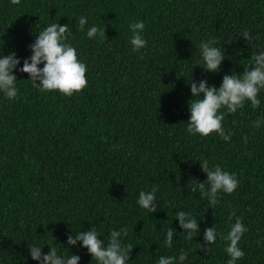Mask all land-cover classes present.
Here are the masks:
<instances>
[{
  "label": "trees",
  "instance_id": "trees-1",
  "mask_svg": "<svg viewBox=\"0 0 264 264\" xmlns=\"http://www.w3.org/2000/svg\"><path fill=\"white\" fill-rule=\"evenodd\" d=\"M136 21L145 24L147 41L139 51L130 44ZM52 23L68 24L88 85L71 97L41 92L29 74L14 70L18 97L0 92V264H39L32 245L97 264L82 242L67 245L68 235L95 228L106 240L125 227L122 242L134 246L128 264H157L182 250L189 253L184 264H227L219 236L208 247L199 243L208 227L227 234L232 211L248 229L236 264H264V123L253 126L264 118V90L260 107L246 102L225 116L229 141L187 132V81L206 77L219 87L224 74L242 73L252 53L264 51V0H0V56L15 52L22 67L28 46ZM93 25L105 27L103 41L87 36ZM245 30L251 41L242 37ZM209 40L225 53L216 73L194 66L199 45ZM205 159L239 181L215 206L191 191L195 180L207 178ZM156 186L158 210L148 213L137 204L139 192ZM179 211L199 222L192 240L185 239ZM169 228L171 248L164 244Z\"/></svg>",
  "mask_w": 264,
  "mask_h": 264
},
{
  "label": "clouds",
  "instance_id": "clouds-1",
  "mask_svg": "<svg viewBox=\"0 0 264 264\" xmlns=\"http://www.w3.org/2000/svg\"><path fill=\"white\" fill-rule=\"evenodd\" d=\"M21 0H10L13 5H19ZM87 24V17H79L78 26L80 31H84ZM132 32L130 44L133 51L147 47V41L142 32L145 28L143 21H136L129 25ZM72 35L68 24L52 23L38 32L34 42L28 47L31 55L20 64V58L15 52L0 56V92L4 96L13 100L18 97L19 89L16 86L17 76L14 70L29 74V80L33 87L41 92L58 90L61 94L71 97L74 93L81 92L87 87L86 78L87 66L78 59L77 49L69 42ZM87 36L91 38L99 37L101 41L106 38L105 27L100 28L96 25L87 30ZM245 41H251L253 37L245 30L242 34ZM215 40L201 42L199 45L201 60L194 66L202 67L205 72L216 73L220 71L221 62L225 59V53L216 45ZM43 64V67H39ZM193 66V67H194ZM192 99L189 101L190 118L188 120L187 132L190 135L200 134L207 137L211 133H217L225 142L231 139V132H225L223 121L226 115L235 114L238 109L250 102L253 109L260 107L261 100L258 98L261 90H264V51L253 52L250 63L244 67L242 73L232 71L231 74H224L222 83L219 87L209 85L207 78L199 81L188 80ZM203 94V98H201ZM264 123V118L253 121V126L259 128ZM247 142V138H245ZM201 170L207 174L205 181L195 180L191 191L199 190L202 198L208 204L215 206L218 203V196L221 192L232 194L238 187L239 181L235 173L224 171L219 165L209 166L208 160H200ZM158 186L150 191L141 190L137 204L147 210L148 213H155L158 210L156 192ZM179 225L187 235L186 240H192L200 233V225L190 212L179 211L176 213ZM231 223L227 234L218 233L212 226L204 230V244L200 248L214 244L219 238L226 243L225 252L230 257L227 264L236 262L245 256L244 251L239 247L242 235L248 231L236 212L232 211L229 215ZM175 229L169 228L166 231L164 244L171 248L173 246V236ZM128 235L127 228L111 230L107 239H100V233L95 228L87 231H79L75 236L72 234L67 237V245L75 246L80 241L81 247L87 249L91 254L92 260L97 264H128L133 245L124 244L122 238ZM50 246V245H49ZM206 247V248H207ZM30 256L39 264H79L81 257L76 254H58L55 247L50 246L48 253L42 252V246H29ZM189 253L181 251L179 256H160L157 264H184L188 259Z\"/></svg>",
  "mask_w": 264,
  "mask_h": 264
}]
</instances>
